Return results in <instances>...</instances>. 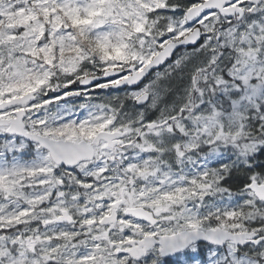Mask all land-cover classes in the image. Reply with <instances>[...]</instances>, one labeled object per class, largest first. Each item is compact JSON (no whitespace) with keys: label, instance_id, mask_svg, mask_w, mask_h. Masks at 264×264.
I'll list each match as a JSON object with an SVG mask.
<instances>
[{"label":"snow or ice","instance_id":"6c2138e0","mask_svg":"<svg viewBox=\"0 0 264 264\" xmlns=\"http://www.w3.org/2000/svg\"><path fill=\"white\" fill-rule=\"evenodd\" d=\"M0 264H264V0H0Z\"/></svg>","mask_w":264,"mask_h":264}]
</instances>
